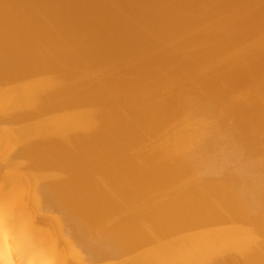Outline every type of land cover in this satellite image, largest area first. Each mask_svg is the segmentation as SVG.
<instances>
[{
	"label": "bare ground",
	"instance_id": "6f19581e",
	"mask_svg": "<svg viewBox=\"0 0 264 264\" xmlns=\"http://www.w3.org/2000/svg\"><path fill=\"white\" fill-rule=\"evenodd\" d=\"M0 264H264V0H0Z\"/></svg>",
	"mask_w": 264,
	"mask_h": 264
},
{
	"label": "rangeland",
	"instance_id": "374dc122",
	"mask_svg": "<svg viewBox=\"0 0 264 264\" xmlns=\"http://www.w3.org/2000/svg\"><path fill=\"white\" fill-rule=\"evenodd\" d=\"M87 3V2H86ZM90 3V2H89ZM7 5H9V3H7ZM5 6H6V3H5ZM10 6V5H9ZM9 6H7V9H8V7ZM40 21H41V24H43V27H44V29L45 30H48L49 28H48V26H47V29H46V21L45 20H43V19H40ZM45 25V26H44ZM49 32V31H48ZM50 33V32H49ZM184 65H182V67H183ZM189 66V65H188ZM188 66H186L185 67V69H184V67L182 68V67H175V68H172L173 70L174 69H176V70H178L177 68H179V69H183V72H187L188 74L190 73V75H193V77H196V75L198 76H201L202 74H201V71L199 72V68H197V73H196V68L195 69H192V67L190 68V69H192L193 70V72H192V70H191V72H190V70H189V72H188V69H189V67ZM156 70V69H155ZM166 71L165 73L163 72V74H162V77H164L165 76V78H166V76H167V78H168V74H167V69H163V70H161L160 72H156V73H151V74H147V73H145V71L143 70V71H141V70H139V71H137V72H135L134 74H131V75H129L128 77L131 79V78H137V79H139V84L140 83H142L143 81L142 80H147V79H151L152 77L151 76H155V75H160L159 73H162V71ZM185 70H187V71H185ZM195 71V72H194ZM195 73H196V75H195ZM202 73H203V71H202ZM150 76V77H149ZM38 97V95L36 96L35 95V100H37L38 99V101H36L37 102V104H38V102L40 101V99H39V97ZM144 105V106H143ZM146 104H142V108H141V106H140V108L142 109V110H139L138 109V114H140L141 115V113H142V119L143 118H148V116H150L151 114H152V111L151 110H153V109H151V108H149L147 105V107L145 106ZM126 106H127V104L126 103H120V108H122V110L123 111H125V110H127L126 109ZM143 107H144V109H143ZM146 108V109H145ZM148 108V109H147ZM150 109V110H149ZM121 110V111H122ZM145 110V111H144ZM148 112H147V111ZM129 111V110H128ZM143 111L144 112H147L145 115L143 114ZM140 112V113H139ZM137 114V113H136ZM147 115V116H146ZM125 118V117H124ZM126 119L128 120L127 122H125V124H128V127L126 128V129H120V130H116L117 131V133L119 134V132H120V134L119 135H122L121 136V138H123V136L126 134V133H128V132H130V130H138V128H136V126L137 127H140L141 128V126L143 125V123L145 122V121H143L142 119H141V117H138L137 115H133V116H127V118H125V121H126ZM138 120V121H137ZM134 122V123H133ZM142 124V125H141ZM141 125V126H140ZM113 137V136H112ZM16 185V184H15ZM15 185H13V190H15V189H17V186H15ZM15 188V189H14ZM10 190H12V187H10L9 188ZM132 203H134V202H132Z\"/></svg>",
	"mask_w": 264,
	"mask_h": 264
}]
</instances>
